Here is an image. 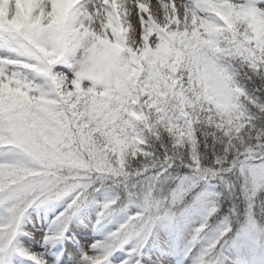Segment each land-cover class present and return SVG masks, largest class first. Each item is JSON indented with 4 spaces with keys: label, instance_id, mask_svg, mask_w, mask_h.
Instances as JSON below:
<instances>
[{
    "label": "snow or ice",
    "instance_id": "obj_1",
    "mask_svg": "<svg viewBox=\"0 0 264 264\" xmlns=\"http://www.w3.org/2000/svg\"><path fill=\"white\" fill-rule=\"evenodd\" d=\"M234 251L264 264V0H0V264Z\"/></svg>",
    "mask_w": 264,
    "mask_h": 264
},
{
    "label": "trees",
    "instance_id": "obj_2",
    "mask_svg": "<svg viewBox=\"0 0 264 264\" xmlns=\"http://www.w3.org/2000/svg\"><path fill=\"white\" fill-rule=\"evenodd\" d=\"M43 217L46 218V220L42 224L41 220L43 219ZM50 219H51V214L45 213L43 211H40L38 213H33L32 214V221L26 227L31 229L32 225L34 224L37 229H46L48 227ZM89 231H91V229H89Z\"/></svg>",
    "mask_w": 264,
    "mask_h": 264
},
{
    "label": "rangeland",
    "instance_id": "obj_3",
    "mask_svg": "<svg viewBox=\"0 0 264 264\" xmlns=\"http://www.w3.org/2000/svg\"><path fill=\"white\" fill-rule=\"evenodd\" d=\"M89 232H91V237L92 238H99V233L98 232H96V231H94V230H92V231H89ZM34 249L36 250V251H40L41 249L39 248V245H35L34 246ZM16 259H24V258H22V257H16ZM244 260V256H243V254L242 253H240L239 251H234L233 252V264H242V261ZM28 263H31L32 264V262L31 261H26L25 262V264H28Z\"/></svg>",
    "mask_w": 264,
    "mask_h": 264
}]
</instances>
